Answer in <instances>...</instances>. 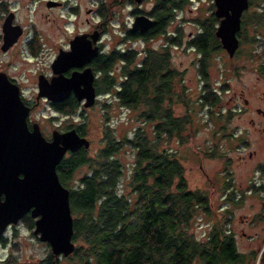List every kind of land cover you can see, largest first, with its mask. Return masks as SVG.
I'll use <instances>...</instances> for the list:
<instances>
[{"label":"rangeland","instance_id":"374dc122","mask_svg":"<svg viewBox=\"0 0 264 264\" xmlns=\"http://www.w3.org/2000/svg\"><path fill=\"white\" fill-rule=\"evenodd\" d=\"M49 1L0 0V46L2 22L10 11L13 13L12 22L22 27L21 34L13 44L6 50L0 47V70L15 79L23 97L32 105L29 123H41V131L46 137H50L53 122L65 125L83 121L88 132L89 144L86 148L89 157H95L103 147L105 136L121 140L122 145L115 154L122 165L118 188L129 193L128 182L135 162V149L122 139L131 137L135 128L142 123V118L137 115L142 106L137 109L120 106L111 90L87 108L82 119L76 114L66 117L58 115L41 98L36 102L38 74L49 71L51 62L48 57L52 56L53 60L57 47L63 46L70 35L68 30L73 20L78 26L83 25L86 15L95 20L94 15L85 11L97 6L96 0H60L61 5H53ZM204 3L205 0L185 3L178 13L177 21L183 41H186L188 32L194 29L195 24L191 20L198 14L193 11L194 8L191 11L189 8L196 4L203 6ZM255 3L253 10L256 6L264 10V0H256ZM122 7V3L110 7L111 11L118 13L119 16L115 14L118 21L124 18ZM248 19L250 25L240 34V50L234 61L224 64L220 52L211 55L210 75L206 82L217 90L219 98L210 107L197 102L204 81L196 77L192 50L186 43H180L174 58L179 69L184 71L183 85L190 100L189 106L194 107V124L193 129H188L187 142L179 143L172 137L161 143V147L176 151L184 165L188 187L202 189L209 196L210 212L199 208L192 217L190 231L195 238L205 239L211 226L219 222L233 233L239 252H257L256 259L250 257L248 264H259L260 253L264 250V214L258 197L248 189L253 165V158L249 154L256 144L262 145L264 141V119L257 113V108L264 112V13L257 19L256 16ZM108 21L115 24L111 28L115 32L110 29L106 37L118 38L117 19L110 18ZM156 44L157 41L151 42L153 46ZM181 109L178 102L175 112ZM226 113H229L228 117ZM219 114L222 115L218 121L221 127L214 121L215 115ZM55 115L59 119L53 121ZM144 126L147 128L148 124L145 122ZM89 169L87 163L79 165L72 174V182L76 183ZM240 190L243 192L241 196L238 193ZM14 226L7 228L6 241L0 243V264H36L51 252L47 242L39 240L24 221ZM58 258L57 264H77L72 257Z\"/></svg>","mask_w":264,"mask_h":264},{"label":"trees","instance_id":"16d2710c","mask_svg":"<svg viewBox=\"0 0 264 264\" xmlns=\"http://www.w3.org/2000/svg\"><path fill=\"white\" fill-rule=\"evenodd\" d=\"M156 69L155 63L146 64L115 85L120 105L127 109L142 106L137 113L142 123L131 137L122 139L135 149L129 193L118 188L122 165L115 154L122 141L116 137L105 136L95 157H89L82 146L56 165L60 182L69 190L72 214L74 248L66 256L77 264H248L257 252H239L233 233L219 222L211 226L205 239L195 238L190 231L199 208L210 212L209 196L202 189L188 187L180 157L161 143L172 137L187 142L194 107L189 106L181 77L177 99L182 109L177 113L165 105V99L169 102L172 96V83L153 80ZM217 98L205 81L199 105H212ZM54 104L62 110L61 101ZM83 163L90 169L73 183L72 174ZM58 261V256L49 252L36 264ZM259 264H264V250Z\"/></svg>","mask_w":264,"mask_h":264},{"label":"flooded vegetation","instance_id":"af4514ba","mask_svg":"<svg viewBox=\"0 0 264 264\" xmlns=\"http://www.w3.org/2000/svg\"><path fill=\"white\" fill-rule=\"evenodd\" d=\"M255 1L256 0H246V6L240 12V26L235 32L238 45L234 52L229 55L227 50L222 46L220 38L216 35V29L221 19L225 16L224 14H218L216 0H205L203 6H199L198 3L189 8V11L194 8L193 11L198 14L192 17L191 22H194L195 27L188 32L187 38L185 39L186 41H183L182 30L177 21L178 13L185 3L194 4V2H199V0H96V8L90 7L85 11L90 15H94L93 17L95 20L92 21L86 15L84 23L81 26H78L77 22L73 20L72 26H70L68 30L70 35L67 37L63 46L57 47L54 56L55 58L59 50L64 53L69 52L71 50V43L73 42L75 47L73 52H76V58L74 59L75 63L70 64L62 70L61 75L63 77H69L75 72L82 79L90 77L91 86L94 91V102L91 105H84L85 98L78 99L74 89H70L67 96L59 100L62 103V110L56 109L54 103H57V101L51 102L44 96L39 98H41L42 101H46L58 115L66 117L76 114L77 116L80 115L82 118L84 117L83 112L87 108L95 104L100 97L111 92V90H113V97H116L115 85L127 79L130 73L136 68L155 63L157 69L153 80L171 81L172 96L169 102L165 99V105L169 104L171 109L175 111V107L178 104V81L180 77L181 80H184V71L179 69L178 63L174 58L180 43H186L188 48L192 50V65L196 77L199 78L200 81H207L210 75L209 67L211 55L214 52H220L224 64L227 61H234L240 50V34L250 25V19L248 18L256 16L257 19V17L262 16L264 13V10H262L260 6H256L255 10L252 9L254 4H256ZM50 2H54L52 3L53 5L62 4L60 0H50ZM116 3H122L123 6L122 13H124V18L121 19V21H118V13L110 10V7ZM149 5L151 6L149 7ZM222 11L231 12L228 8ZM73 12L77 13V10H73ZM128 15L133 17L131 25L128 21ZM144 16L153 20V22L144 29H140L139 27L132 28L136 20H138V22H144L142 18ZM110 18L117 19L118 24H116V31L123 32L124 35H119L118 38L114 36L111 38L106 37V33L115 26V24L108 21ZM113 31L114 30L111 29V32ZM153 41H157L155 46L151 45ZM105 45L108 46L106 51L104 50ZM225 71L226 70H223V72ZM98 72L100 73L99 76H97ZM44 75L49 79V71ZM9 78L16 83L14 78ZM104 81L108 84H105ZM82 87L83 83H80L79 88ZM212 89L219 98L217 90L215 88ZM20 95L23 101L29 106L26 119L30 126L31 123H29L28 116L32 109V105L23 97L21 90ZM69 103L72 104L69 105ZM203 106L210 107L211 105L203 104ZM257 113L263 116L264 119V112L262 110L257 108ZM221 116L220 114L215 115V123H219L218 121ZM55 119H59V116L55 115L52 117L53 121ZM218 125L219 127L222 126L221 123ZM39 126H41V123H39ZM53 126V129L56 128L59 131L74 128L80 136H85L88 139L87 128L83 121L78 123L69 122L65 125L53 122ZM69 152L72 151L66 150L64 156L68 155ZM249 155L253 158V165L248 191L258 197L259 205L264 214V141H262V145H260V143L256 144V147ZM238 193L241 196L243 192L240 190ZM28 217H30L31 220ZM22 221L26 223V226L31 229L33 233L34 217L30 215V211H26L15 223L10 222L6 225L5 229L0 233V243L6 241L5 233L7 228L9 226L15 227V224ZM31 221L33 226H30Z\"/></svg>","mask_w":264,"mask_h":264},{"label":"water","instance_id":"95a60500","mask_svg":"<svg viewBox=\"0 0 264 264\" xmlns=\"http://www.w3.org/2000/svg\"><path fill=\"white\" fill-rule=\"evenodd\" d=\"M216 4L218 14L225 15L216 35L231 55L238 45L235 32L240 26V12L246 0H216ZM226 8L231 12L222 11ZM142 18L144 22L136 20L132 28L144 29L153 22L145 16ZM12 21L10 11L2 22V50L13 44L22 32V27ZM74 48L72 42L69 52L59 50L52 61L57 77L50 85L44 83L43 79L47 81L48 78L43 73L38 74L36 100L44 96L50 101H59L74 89L78 99L85 98L84 105L94 102L90 77L82 79L75 72L69 77L61 75L62 70L75 63ZM80 83H83L82 88H79ZM28 111L18 84L0 70V191L7 194L6 202L0 205V233L8 223H15L30 211L34 217L33 233L49 244L54 256H66L74 248L72 214L69 190L60 182L56 165L66 150L86 148L89 140L74 128L64 131L54 128L50 138H46L38 122L28 125Z\"/></svg>","mask_w":264,"mask_h":264},{"label":"clouds","instance_id":"9594fccd","mask_svg":"<svg viewBox=\"0 0 264 264\" xmlns=\"http://www.w3.org/2000/svg\"><path fill=\"white\" fill-rule=\"evenodd\" d=\"M150 6L151 5H149V7ZM132 19H133V17L131 15H128V21H129V24L130 25H131ZM117 35H121L122 36V35H124V33L123 32H117ZM107 47L108 46L105 45V49H104L105 51L107 50ZM121 50H123V49H121ZM48 60H49V62H51L52 61V56H49L48 57ZM56 73H57V71H54V69H53V63H52L51 64V67L49 69V79L47 81H45L43 79L44 83L50 85L52 83L53 79L57 77ZM99 75H100V73L98 72L97 73V76H99ZM39 89H40V85H39ZM45 107H47V105H45ZM49 111H51V109H49ZM77 111H78V109H77ZM53 114H55V113L53 112ZM73 118H75V116ZM6 200H7V194L5 192H3V191H0V205L4 204L6 202Z\"/></svg>","mask_w":264,"mask_h":264}]
</instances>
